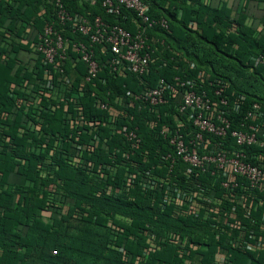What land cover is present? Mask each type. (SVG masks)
Instances as JSON below:
<instances>
[{
    "label": "trees",
    "instance_id": "16d2710c",
    "mask_svg": "<svg viewBox=\"0 0 264 264\" xmlns=\"http://www.w3.org/2000/svg\"><path fill=\"white\" fill-rule=\"evenodd\" d=\"M63 1L72 12L90 18L100 15L131 30L138 27L131 10L114 15L106 12L102 0ZM52 9V0H0V56L5 55L0 57V264H212L219 250L230 253L229 264H264V248H233L224 238L216 239L201 217L174 216L172 207L160 208L139 187L120 197L100 193L109 182L98 180L68 158L71 142L67 138L72 129L64 122L62 107L42 112V121L31 115L32 107L17 104L11 86L32 74L28 59L25 62L21 56L23 46L9 42L7 35L29 23L41 29L52 19ZM150 14L165 16L169 22L168 28L149 30L157 58L151 72L127 71L114 76L104 66L106 83L95 79V86L87 85L80 97L87 117L107 113L94 106L92 91L102 95L109 89L112 96L127 90L137 92L145 83L154 85L161 76L186 72L191 63L195 64L189 69L192 74L202 70L206 82L225 80L231 92L245 96L244 107L259 102L264 110V63H256L264 55V0H152ZM77 68L76 85L86 70L82 61ZM131 112L141 119L140 133L148 147L155 139L154 131L142 120L148 116V108ZM103 130L106 135L107 128ZM57 133L65 141L60 145H56L57 137H48ZM109 138L110 148L122 140L117 134ZM107 155L99 144L87 156L93 161ZM52 190L64 211L47 222L42 210L48 207ZM263 211L264 204L253 215L258 217ZM110 220L121 228L118 233H113ZM170 231L196 246L183 251L158 241L159 248L143 254L151 233L157 242ZM259 231L264 236V228Z\"/></svg>",
    "mask_w": 264,
    "mask_h": 264
},
{
    "label": "built area",
    "instance_id": "2783aa9c",
    "mask_svg": "<svg viewBox=\"0 0 264 264\" xmlns=\"http://www.w3.org/2000/svg\"><path fill=\"white\" fill-rule=\"evenodd\" d=\"M151 1L102 0L108 13L134 12L133 22L138 27L131 30L100 15L90 18L72 12L63 0H52L53 17L41 29L29 23L7 35L9 42L21 44L22 52L31 55L28 69L32 77L13 83L12 94L19 106L32 107L31 115L38 120L43 121L42 112L62 107L64 122L72 129L67 138L71 142L68 158L98 180L109 182L100 193L120 197L139 187L160 208L172 207L174 216L201 217L216 239L224 238L233 248L263 249L264 236L259 230L264 228V211L258 217L253 215V210L264 204V110L259 102L244 107V95L231 92L225 80L206 82L205 71L192 74L189 69L195 64L191 63L186 72L161 76L154 85L145 83L137 92L127 90L112 96L109 89L102 95L99 90L92 91L94 106L107 113L101 117L84 114L80 97L87 85L95 86V79L106 83L104 66L114 76L127 71L138 75L151 72L157 58L149 30L169 26L165 16L150 14ZM80 61L86 70L76 85ZM261 62L264 55L256 59ZM143 108L149 113L142 120L155 133L148 147L140 133L141 119L131 112ZM114 134L122 140L110 148L109 135ZM50 136L57 137L56 145L65 142L58 133ZM99 144L108 155L92 161L88 156ZM58 199L52 190L48 207L42 210L47 222L64 211ZM109 225L114 234L121 230L112 220ZM155 238L154 233L149 235L144 255L159 248L158 241L183 251L196 246L175 231L157 242ZM229 263L230 253L219 250L212 264Z\"/></svg>",
    "mask_w": 264,
    "mask_h": 264
},
{
    "label": "rangeland",
    "instance_id": "374dc122",
    "mask_svg": "<svg viewBox=\"0 0 264 264\" xmlns=\"http://www.w3.org/2000/svg\"><path fill=\"white\" fill-rule=\"evenodd\" d=\"M21 56L23 58V61H27L28 57H30L31 55L30 54H27V53H24V52H21ZM28 62V61H27Z\"/></svg>",
    "mask_w": 264,
    "mask_h": 264
}]
</instances>
